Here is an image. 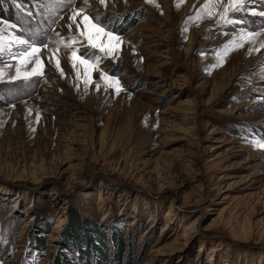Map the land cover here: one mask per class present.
Listing matches in <instances>:
<instances>
[{
  "label": "rangeland",
  "instance_id": "obj_1",
  "mask_svg": "<svg viewBox=\"0 0 264 264\" xmlns=\"http://www.w3.org/2000/svg\"><path fill=\"white\" fill-rule=\"evenodd\" d=\"M205 3L0 0V264H94L71 214L102 264H264V0Z\"/></svg>",
  "mask_w": 264,
  "mask_h": 264
},
{
  "label": "trees",
  "instance_id": "obj_2",
  "mask_svg": "<svg viewBox=\"0 0 264 264\" xmlns=\"http://www.w3.org/2000/svg\"><path fill=\"white\" fill-rule=\"evenodd\" d=\"M132 22L127 26H131ZM66 225L68 226L65 232L63 233L64 241L71 242L76 249L81 250L80 244L82 243L83 247L86 248V251H93L94 256H97V260H95L94 264H102L103 261L107 258V251L105 250L104 246V232L101 230H88L87 226L78 221L76 214H71L69 220H67ZM80 229L82 231H80ZM111 230V229H110ZM122 230L115 232L113 235L112 241L115 247L114 256L117 261L121 259V253L125 251L122 250V243H123V236ZM93 237V238H92ZM96 243L97 245H95ZM98 247V248H97ZM100 248V249H99ZM58 251V250H57ZM83 251L82 256L86 257L85 252ZM60 253L57 254L59 261L56 263V259L54 260V264H70L69 261L66 259V255L63 251H59ZM87 253V252H86Z\"/></svg>",
  "mask_w": 264,
  "mask_h": 264
},
{
  "label": "snow or ice",
  "instance_id": "obj_3",
  "mask_svg": "<svg viewBox=\"0 0 264 264\" xmlns=\"http://www.w3.org/2000/svg\"><path fill=\"white\" fill-rule=\"evenodd\" d=\"M220 2H221V0H206V3L202 6V8L206 12H208L209 15H211L212 12L210 11V9L214 5L219 4ZM100 3L101 4H106L107 3V0H100ZM243 3H244V0H229V3L226 4V5H224L225 13H227L230 8L235 9L238 4H243ZM82 12H83V10L77 11L76 13H74V15L71 17V19L75 22L76 17L78 15H81ZM262 14H264V13H262ZM84 20L85 21H88L89 23L91 22V21H89V18L86 15L84 16ZM69 27H71V25ZM93 27H96V25H93ZM97 31L98 32H103L104 30L102 28H97ZM81 34L83 35V33H81ZM107 35L111 36L112 34L111 33H107ZM93 46L95 47V45H93ZM33 51L35 52L36 49H33ZM81 63H84V61H81ZM57 66L59 67V62H57ZM33 74H36V70L35 69L33 70ZM116 84H119V81H116ZM120 90L121 89L117 88V91H120ZM258 146L261 147V148H264V143H258Z\"/></svg>",
  "mask_w": 264,
  "mask_h": 264
}]
</instances>
